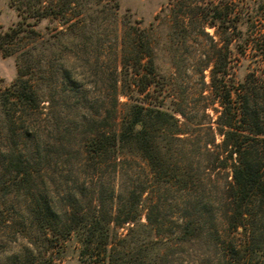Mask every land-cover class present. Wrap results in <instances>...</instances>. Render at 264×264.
I'll return each instance as SVG.
<instances>
[{
  "label": "rangeland",
  "instance_id": "obj_1",
  "mask_svg": "<svg viewBox=\"0 0 264 264\" xmlns=\"http://www.w3.org/2000/svg\"><path fill=\"white\" fill-rule=\"evenodd\" d=\"M43 1L44 7L54 9V15L38 23L26 20V30L13 44L12 54L5 56L0 51L2 92L19 77V53L37 38L35 34L26 37L28 28L35 24L33 28L42 36L57 35L56 43L38 55L46 70L42 103L37 113L27 115L24 122L18 120L22 131L30 127L28 138H20L18 146H13L0 113V264L107 263L101 253L103 245L82 253L78 237L55 241L46 253H28L27 236L34 224L29 200L22 193H9L2 185L13 178L10 164L18 156L26 161L35 183L57 212L58 217H52L62 223L68 219L65 211L71 205H96L100 198L109 199L130 187L142 166L150 170L138 154L124 157L138 160L141 167L119 164L115 168L113 162L101 163L86 152L90 119L103 117L117 98L120 122L132 103L130 96L136 87L130 88L122 73L121 51L135 43L137 29L146 31L152 46V54L142 62L153 64L155 94L184 113H177L184 130L180 137L186 140L188 152L182 165L193 180L186 195L167 197L165 208L170 217L193 203L200 229L189 241H169L182 247L174 264H221L222 257L231 255L244 264H264V202L254 201L244 218H233L235 204L226 206L233 174L231 168L216 167L220 151L216 145L223 140L217 124L222 106L211 82L215 62L227 54L229 60L240 59L238 79L258 62L254 53L247 58L233 55L228 34L240 22L244 32L262 34L260 45L264 47V0H119V10L112 7L114 0H101L90 12L83 7L63 11L58 0ZM24 8L19 0H0V31L25 21ZM73 23L86 25L85 31ZM154 195L149 196L156 199ZM141 209L140 223H147L145 205ZM226 212L228 220L222 216ZM131 226L113 227L114 243L122 245ZM160 246L165 251L166 245Z\"/></svg>",
  "mask_w": 264,
  "mask_h": 264
},
{
  "label": "trees",
  "instance_id": "obj_2",
  "mask_svg": "<svg viewBox=\"0 0 264 264\" xmlns=\"http://www.w3.org/2000/svg\"><path fill=\"white\" fill-rule=\"evenodd\" d=\"M19 1L25 5L27 15L25 21L0 31V51L5 56L12 54L13 44L25 32L26 20L32 18L38 23L54 15V9L44 7L43 0ZM58 1L63 5V11L83 7L90 12L101 0ZM113 2L112 7L119 10L120 1ZM34 25L27 29L26 37L34 38L35 34L37 38L18 55L19 77L6 91L0 92V113L8 125L13 146L20 144V138H28L26 133L30 129L27 127L26 132L19 129L18 120L24 122L27 115L37 113L41 107L42 80L46 78V70L38 55L45 47L50 48L56 43L57 35L42 36ZM240 25V22L234 25L228 34V43H232L230 52L241 58L254 53L259 57L258 62L243 79L237 78L240 59L229 60L228 54L224 60L219 58L211 71L212 87L222 106L217 124L223 140L216 145L220 149L216 155V167L231 168L233 184L228 191L226 206L230 208L235 204L237 216L234 214L233 218H244L257 199L264 202V47L260 45L262 34L246 33ZM73 27L85 31L86 25L79 24L78 27V23H73ZM147 36L146 31L137 29L135 43L130 49L123 47L121 51L122 73L128 79L129 87H136V94L130 96L132 103L126 115L122 121H117L116 98L103 117H92L87 128L86 152L89 158H98L101 163L113 162L115 168L119 164L141 167L138 160L124 157L138 154L147 161L150 170L142 166V172L133 179L130 187L117 195L114 193L109 199L100 198L96 205L91 203L89 208L71 205L65 211L68 219L59 223L52 217L57 212L35 183L32 170L17 156V162L13 160L10 164L14 176L8 185L4 182L2 186H6L9 193L24 194L29 200L28 210L33 215L34 224L27 236L28 253H46L55 241L78 237L82 253L103 245L101 253H104L106 264H174L182 247L180 243L170 244L169 241H189L199 234L198 209L193 203L186 204L181 213L170 217L165 208L167 197L176 199L187 194L193 175L182 165L188 152L185 150L186 140L180 137L184 130L177 113H184L170 107L164 96L155 94L153 64L142 62L152 54ZM197 152L193 151L194 154ZM152 193H156V199L149 196ZM145 194L148 196L144 197ZM108 200L112 202L110 205L106 203ZM143 205L147 209V223H140ZM222 216L225 220L230 218L227 212ZM125 224L133 226L121 239L122 245L118 246L111 232L113 227ZM162 243L166 245L165 251L160 246ZM238 258L236 255L222 257L221 264H244Z\"/></svg>",
  "mask_w": 264,
  "mask_h": 264
}]
</instances>
